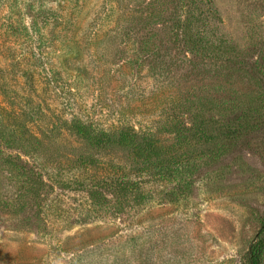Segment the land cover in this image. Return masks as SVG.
<instances>
[{
    "label": "rangeland",
    "instance_id": "374dc122",
    "mask_svg": "<svg viewBox=\"0 0 264 264\" xmlns=\"http://www.w3.org/2000/svg\"><path fill=\"white\" fill-rule=\"evenodd\" d=\"M118 1L0 0V264H245L264 224V135L189 137L176 151L190 161L165 175L107 181L73 162L118 167L130 150L74 147L71 122L115 137L212 125L219 105L257 93L215 72L253 67L264 78V0L200 4L198 48L187 55L178 26L157 21L169 0L154 1L155 12L151 0H127L128 23ZM50 8L60 22L41 19ZM146 16L153 22L140 27ZM136 29L161 54H139ZM154 60L171 71L157 76Z\"/></svg>",
    "mask_w": 264,
    "mask_h": 264
},
{
    "label": "trees",
    "instance_id": "16d2710c",
    "mask_svg": "<svg viewBox=\"0 0 264 264\" xmlns=\"http://www.w3.org/2000/svg\"><path fill=\"white\" fill-rule=\"evenodd\" d=\"M46 2V0H44ZM154 1L145 6L147 11L155 12L157 10L153 5ZM127 0H119V21L128 23L132 20L131 9L126 4ZM211 0H169L171 12L167 16L160 15L157 21L165 26V23L173 22L178 26L181 35L186 44L187 53L194 54L198 48L197 36L198 28L197 23L201 19L198 10H201L200 4L210 5ZM131 5V4H130ZM123 6V7H122ZM131 7V6H130ZM133 7V6H132ZM130 9V10H129ZM199 10V11H200ZM74 13V11H73ZM70 13V19H76L77 16ZM203 13V12H202ZM41 19L47 21L50 16H54L55 21L60 22L61 14L50 8L42 12ZM140 27L153 22V17H141ZM163 20V21H162ZM153 25V24H152ZM138 26V27H139ZM135 35L131 33V37L136 42V51L139 54H161L160 50H154L150 47L148 41L138 40V29L134 30ZM131 38V39H132ZM209 42V41H208ZM154 65L151 70L157 76H163L167 71H171L169 65L162 61L154 60ZM194 60L190 61L191 68H196ZM230 69V70H228ZM223 72L214 73V77L222 76H237L252 82L257 88L256 95H249L242 99H235L232 102H225L219 105L220 111L217 114V119L212 120V125L195 124L190 127L181 126V122L175 123L165 122L155 131H149L146 134H141L135 130H122L118 137L107 134H98L91 130L90 127L81 124L77 120H72L71 131L79 142L75 141L72 146H81L83 142L91 145L107 148L114 144L123 150H130V157L128 163L125 161L120 166L116 167L113 160H106L108 164L100 166V159L95 157L81 156L79 161L75 160L74 165H87L94 169L103 176L102 180H111L112 173L119 175L122 181L127 180L126 177L138 176L139 179L148 178L149 181L154 177L165 175L171 167L179 166L185 161L189 162L188 154H181L176 151V147L187 146L189 137H198L201 141H209L215 143V140H223L226 143H234L241 136L247 135H264V78L255 69L239 68L235 69L230 67ZM227 71H230L229 74ZM208 72L207 74H211ZM225 74V75H224ZM240 110L242 114L237 117L232 124L223 123L222 117L228 112H236ZM205 113V111H203ZM212 134V135H211ZM191 145V144H190ZM113 166V168H111ZM107 178V179H106ZM177 188H180L178 185ZM180 190V189H177ZM175 194V193H174ZM264 257V224L261 230L252 241L247 255L245 264H263Z\"/></svg>",
    "mask_w": 264,
    "mask_h": 264
}]
</instances>
